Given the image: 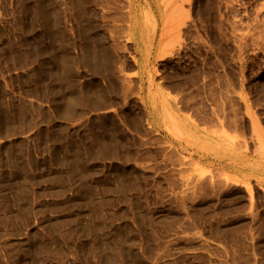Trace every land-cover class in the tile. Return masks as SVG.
<instances>
[{"label": "rangeland", "instance_id": "rangeland-1", "mask_svg": "<svg viewBox=\"0 0 264 264\" xmlns=\"http://www.w3.org/2000/svg\"><path fill=\"white\" fill-rule=\"evenodd\" d=\"M0 264H264V0H0Z\"/></svg>", "mask_w": 264, "mask_h": 264}, {"label": "crops", "instance_id": "crops-1", "mask_svg": "<svg viewBox=\"0 0 264 264\" xmlns=\"http://www.w3.org/2000/svg\"><path fill=\"white\" fill-rule=\"evenodd\" d=\"M140 67L136 73V75H132L131 79L133 81H135L136 84H138L139 82L141 83V85L143 86L144 90H146V87H144L145 85L150 83V80L148 78V76L144 73L143 68ZM155 82H158L155 79ZM84 116L79 115L78 117H76L73 121H69V124H77L79 122H81L83 120Z\"/></svg>", "mask_w": 264, "mask_h": 264}]
</instances>
